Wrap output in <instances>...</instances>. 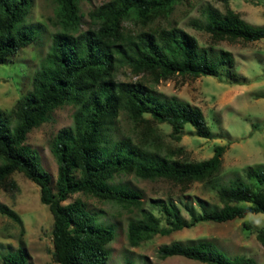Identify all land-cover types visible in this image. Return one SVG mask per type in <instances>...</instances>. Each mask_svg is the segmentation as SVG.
Segmentation results:
<instances>
[{"label":"trees","instance_id":"16d2710c","mask_svg":"<svg viewBox=\"0 0 264 264\" xmlns=\"http://www.w3.org/2000/svg\"><path fill=\"white\" fill-rule=\"evenodd\" d=\"M182 1L108 0L89 12L94 26L82 29L81 0H55L58 29L35 71L32 89L10 111L0 108V189L9 182L15 185L11 179L15 172L24 173L40 186L41 202L49 206L54 219L53 259L58 264H106L113 254L115 231L99 223L81 199L66 203L74 194L139 207L143 202L140 194L114 184L116 176L133 173L142 179L165 178L186 189L193 182L212 179L221 170L225 146H216L213 156L201 161L160 154L161 144L152 122L171 125L177 140H181L187 124L195 128L196 135L209 138L212 132L201 108L176 96L157 94L142 81L117 79L123 67L154 82L176 75L219 77L223 67L240 79L231 69L235 65L232 52L201 46L194 35L178 26L149 27L157 19L170 16ZM32 7L33 0H0V65L36 40L35 27L26 24ZM129 21L144 28L131 30L126 25ZM198 26L215 41L264 38V25L251 24L229 5L223 15L208 9L206 23ZM237 81L234 83H240ZM65 104L75 107L74 122L72 127L61 129L53 141L52 151L58 161L54 186L52 175L38 151L27 144V138ZM121 112L143 126L142 139L114 137ZM246 176L255 183L237 178L221 185L218 195L223 206L204 208L200 214L193 213L190 221L181 216L175 204L155 200L166 213L168 226L145 211L128 222L130 245L136 247L158 234L169 235L201 222L222 223L250 213L264 214V167H250ZM256 234L264 246V227ZM159 252L162 258L184 256L210 264H257L249 256L229 257L207 239L175 241L163 245ZM3 261L29 264L22 247L7 252Z\"/></svg>","mask_w":264,"mask_h":264},{"label":"rangeland","instance_id":"374dc122","mask_svg":"<svg viewBox=\"0 0 264 264\" xmlns=\"http://www.w3.org/2000/svg\"><path fill=\"white\" fill-rule=\"evenodd\" d=\"M106 1L81 0L84 14L82 29L94 26L88 14ZM228 5L251 24L264 25V0H184L175 6L170 16L157 19L149 27L178 26L194 35L201 46L232 52L235 65L231 69L240 75V79L233 77L227 67L222 68L219 77L176 75L160 82H154L144 74H135L129 67L118 71L117 79L142 81L157 94L176 96L198 106L206 116L212 132L209 138L196 135L195 128L187 124L181 140H177L172 135L171 125L153 121L152 126L161 144V155L201 161L212 157L218 145L225 146L226 151L216 176L207 181L193 182L186 189L165 178L142 179L133 173L116 176L112 180L114 184L125 185L140 194L143 202L139 207H125L84 193L74 194L66 203L81 199L99 223L115 231L113 254L106 264H210L184 256H160L159 250L163 245L200 239L212 241L229 257L245 255L254 258L257 264H264V246L256 234L257 229L264 227L263 213H250L245 218L222 223L201 222L169 235L158 234L136 247L131 246L127 239L129 220L140 217L145 211L160 217L162 225L168 226L166 213L155 204V200L175 204L181 216L190 221L193 213L200 214L204 208L214 210L223 206L218 195L221 185L230 184L237 178L255 183L254 179L247 178V170L264 167V38L250 42L241 39L215 41L209 32L198 26L206 23L208 9L223 15ZM54 8L55 0H33L26 24L35 27L36 40L10 58L8 63L0 65V108L7 112L32 89L35 71L51 48L53 34L58 29ZM126 25L131 30L144 28L131 21ZM74 112L72 104L58 107L27 138V144L38 151L43 166L52 175L54 186L58 161L52 151L53 141L61 129L73 126ZM146 117L151 116L147 114ZM143 131V126H138L125 112H121L114 126V137L131 136L138 141L142 139ZM11 179L15 185L9 182L0 189V264H4L3 256L7 252L19 247L26 251L29 264H58L53 259L54 219L49 206L41 202L40 186L21 172H15ZM248 224L253 227L248 229Z\"/></svg>","mask_w":264,"mask_h":264}]
</instances>
